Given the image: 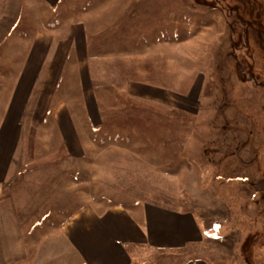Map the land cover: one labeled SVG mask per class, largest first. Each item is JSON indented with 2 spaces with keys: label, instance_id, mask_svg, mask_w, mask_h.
Instances as JSON below:
<instances>
[{
  "label": "rangeland",
  "instance_id": "obj_1",
  "mask_svg": "<svg viewBox=\"0 0 264 264\" xmlns=\"http://www.w3.org/2000/svg\"><path fill=\"white\" fill-rule=\"evenodd\" d=\"M38 1L14 30H36L40 17L44 24L69 19L98 0H60L55 9ZM106 9L118 31L92 40L97 65L80 95L68 72L74 87L66 105L74 109L80 145L71 152L80 157L68 155L52 133L53 120L47 142L39 130H28L33 165L20 169L0 199V264H28L51 230L46 221L58 226L80 207L100 213L131 202L125 194L192 212L206 233L192 257L264 264V0H119ZM19 42L4 45L25 48ZM120 49L123 61L105 64L104 54ZM86 90L96 101L94 119L84 111ZM47 178L59 184L58 197L48 202L60 211L44 216L43 230L39 222L29 232V218L20 217L19 225L7 210L24 200L9 194L45 191ZM15 238L20 246L10 248Z\"/></svg>",
  "mask_w": 264,
  "mask_h": 264
},
{
  "label": "crops",
  "instance_id": "obj_2",
  "mask_svg": "<svg viewBox=\"0 0 264 264\" xmlns=\"http://www.w3.org/2000/svg\"><path fill=\"white\" fill-rule=\"evenodd\" d=\"M117 1L98 0L91 9L69 19L62 18L56 26L48 27L40 17L37 22L41 26L36 30L29 25L25 30L16 31L17 23L27 17L26 9L32 7V0H0V199L6 197L4 188L13 183V177L20 169L33 165L28 161V130L33 127L39 130L41 141L44 136L47 142L46 136L50 133L46 126L50 119L53 120L52 133L61 138L68 155L74 159L80 157L71 152L80 145L74 109L66 105V102H71L67 94L69 86L73 85L68 83V72H73L77 80L76 93L80 95V88L91 81L92 67L97 65L94 62L96 56L92 53V40L98 37V33L106 35L118 31L115 24L109 25L112 20L107 17L110 11L106 9ZM38 2L40 5L36 3L37 7L55 9L60 0ZM23 21L28 23V18ZM10 38L20 42L24 40L25 48L12 45L14 41L5 46V40ZM122 50L104 52L105 64H120L123 61L119 56L123 54ZM126 88L128 90V85ZM89 95H92L91 91L86 90L83 101H75H82L87 117L94 119L92 108L96 101ZM45 146V150L48 149L47 143ZM38 149L41 151L42 147ZM40 151L37 154L40 155ZM46 161L48 166V159ZM29 179L27 176L24 181L27 187L31 183ZM44 184L48 189L40 193L9 194L10 198L14 196L24 200L21 205L7 209L8 214L17 216L14 221L21 225L20 217H28L29 232L38 227L39 222L42 230L45 223L49 225L45 227L51 229L42 235L28 254V264H209L204 259L192 257V248L204 240L206 233L190 211L135 197L140 194H125L133 200L109 206L100 213L89 206L80 207L55 226L54 222L44 223L42 219L60 211L51 206L53 202L51 205L48 202L58 197L55 192L59 184L48 178ZM40 212L39 219L35 214ZM31 216H35L34 220ZM14 241L8 246L19 248L21 240L15 238Z\"/></svg>",
  "mask_w": 264,
  "mask_h": 264
},
{
  "label": "trees",
  "instance_id": "obj_3",
  "mask_svg": "<svg viewBox=\"0 0 264 264\" xmlns=\"http://www.w3.org/2000/svg\"><path fill=\"white\" fill-rule=\"evenodd\" d=\"M58 18L59 17H57V21H56V19L54 20V21H48V22H46V25L48 26V27H52V26H56V25H58L59 24V20H58ZM156 34H160V35H162V37H167V36H165V35H167L165 32H160L159 31V33H156ZM162 37H160V38H162ZM182 39H184V35H182V36H179V37H177V41H180V40H182Z\"/></svg>",
  "mask_w": 264,
  "mask_h": 264
}]
</instances>
